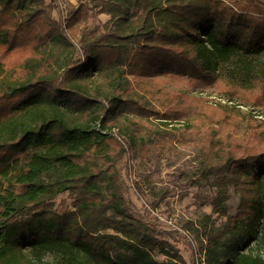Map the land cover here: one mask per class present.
<instances>
[{
	"label": "trees",
	"instance_id": "1",
	"mask_svg": "<svg viewBox=\"0 0 264 264\" xmlns=\"http://www.w3.org/2000/svg\"><path fill=\"white\" fill-rule=\"evenodd\" d=\"M92 8L110 19L76 56L68 29ZM263 51L264 0H94L60 20L46 0H0V264H188L123 184L127 156L180 137L198 151L191 186L226 217L185 225L190 264H264V62L220 70Z\"/></svg>",
	"mask_w": 264,
	"mask_h": 264
},
{
	"label": "rangeland",
	"instance_id": "2",
	"mask_svg": "<svg viewBox=\"0 0 264 264\" xmlns=\"http://www.w3.org/2000/svg\"><path fill=\"white\" fill-rule=\"evenodd\" d=\"M82 2H87L90 7H94V0H46L51 5V14L56 20L63 19L68 11L76 9ZM98 8H92L87 21H82L80 27L75 30L68 29L72 38L76 56H80V45L82 31L90 32V28L98 26L103 28L104 23L109 21L106 13H97ZM75 26V27H77ZM248 58L256 62H264V51L255 54L236 55L231 60L220 65V70L227 77L239 79L240 59ZM245 86L248 84L242 82ZM200 96L208 97L209 103L221 101L229 105H237L226 98L219 97L216 93L202 92ZM233 103V104H232ZM238 103H240L238 101ZM238 107L247 110L241 104ZM258 117L264 118V111L254 112ZM163 116L154 117L153 120L163 123ZM179 124L169 125L170 128ZM175 149L173 151L153 152L145 157L138 153L127 156L124 159V179L123 184L127 188L130 199L142 212H151L152 221L164 231L165 238L175 244L181 250L185 261L190 264V251L188 241L189 231L186 224L194 221L199 224L204 213H212L215 224L220 225L226 217L213 213L210 204L211 196L214 192L208 186H191V178L199 168L198 151L191 140L182 137L175 139ZM69 192H63L55 199V208L60 211L72 210L73 202L68 197ZM239 202V195L231 189L229 200L230 212L235 213ZM157 203V204H156ZM196 244L195 240H192ZM264 254V247H261ZM59 251H49L45 254V260L55 262L60 258ZM158 259H168L162 253L156 255Z\"/></svg>",
	"mask_w": 264,
	"mask_h": 264
},
{
	"label": "crops",
	"instance_id": "3",
	"mask_svg": "<svg viewBox=\"0 0 264 264\" xmlns=\"http://www.w3.org/2000/svg\"><path fill=\"white\" fill-rule=\"evenodd\" d=\"M108 15V14H107ZM109 16V15H108ZM107 19H110V16L109 17H107Z\"/></svg>",
	"mask_w": 264,
	"mask_h": 264
}]
</instances>
